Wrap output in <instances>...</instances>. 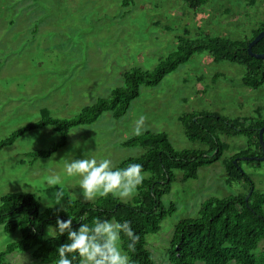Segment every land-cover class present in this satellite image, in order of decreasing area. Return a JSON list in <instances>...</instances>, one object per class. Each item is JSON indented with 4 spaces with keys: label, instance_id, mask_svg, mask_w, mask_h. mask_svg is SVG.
Wrapping results in <instances>:
<instances>
[{
    "label": "rangeland",
    "instance_id": "obj_1",
    "mask_svg": "<svg viewBox=\"0 0 264 264\" xmlns=\"http://www.w3.org/2000/svg\"><path fill=\"white\" fill-rule=\"evenodd\" d=\"M122 2L0 0V142L41 120L43 109L54 118L70 119L100 98H109L115 88L124 86L126 71L154 70L186 32L192 39L212 35L247 40L264 24V0L254 5L249 0H206L197 9L184 0H134L126 7ZM245 73L238 64L215 62L209 53L196 55L160 85L143 86L122 118L109 111L93 124L72 129L67 144L50 158L33 162L28 154L59 142L60 134L53 127L23 135L0 153V205L2 197L24 192L21 185L28 183L23 187L32 191L26 193L36 195L42 212L49 209L41 200L51 196L47 178L64 176L63 161L81 156L85 141L91 149L85 155L108 157L116 167L141 157L142 147L123 145L135 136L133 129L141 116L143 133H167L178 151L208 149L188 139L182 118L190 113L250 118L247 125L264 122V84L258 89L246 86ZM221 139L227 145L225 157L250 149L260 153L244 135L221 134ZM77 141L82 148L70 152ZM240 158L257 189L264 192V160ZM175 173L172 191L163 201L167 208L174 204L177 211L162 221L159 233L148 236V249L158 264H173L169 249L176 226L185 219H199L208 199L247 192L245 182L227 183L223 161L199 169L197 179L184 181L182 171ZM57 187L64 189V208L77 200L94 203L101 198L85 201L72 177H65ZM137 195L138 190L131 198L118 199L131 202ZM46 233L47 227L45 237ZM22 237L21 231L8 233L0 226V251ZM263 247L264 241L259 251ZM5 264L42 263L30 252L15 251Z\"/></svg>",
    "mask_w": 264,
    "mask_h": 264
},
{
    "label": "trees",
    "instance_id": "obj_2",
    "mask_svg": "<svg viewBox=\"0 0 264 264\" xmlns=\"http://www.w3.org/2000/svg\"><path fill=\"white\" fill-rule=\"evenodd\" d=\"M134 0H123L128 6ZM191 8L197 9L206 0H184ZM251 5L256 0H249ZM264 24L254 31L247 40H233L227 37L206 35L192 39L189 32L178 37V45L168 57L162 59L152 71L134 67L124 73V86L115 88L109 98H100L95 104L85 107L79 115L70 119H57L48 109L41 111V120L30 123L14 132L9 138L0 142V153L13 145L23 135L51 126L60 134V140L50 149L29 153L33 162L40 158H50L63 148L72 129L96 122L105 112H113L116 119L125 116L132 103L141 95L143 86L156 87L167 75L189 62L194 56L209 53L215 62L228 61L246 68L243 83L255 89L264 84V60L250 55L248 47L260 32ZM255 53H264V39L253 47ZM220 76V75H219ZM250 118H228L218 113L201 111L190 113L182 118L188 139L208 147L206 150H176L163 133L146 132L123 143L126 147H142L144 155L130 158L118 168L129 163H139L151 177L146 178L138 188V195L131 202H124L109 195L94 203L80 200L68 203L61 211L60 217L74 220V226L84 218L91 224L93 218L130 221L134 232L139 236L135 250L128 249L130 241L125 237L122 247L132 264H158L148 249V236L161 231V223L177 211L173 204L167 208L163 198L170 194L176 180V170L183 172V180L197 179L199 169L223 161L226 168L227 183L245 182L247 192L226 198H210L202 206L199 219H185L175 228L169 249V258L173 264H264V192L257 189L252 177L244 170L240 157L263 156L259 131L264 122L247 125ZM221 134L244 135L250 142L257 144L260 153L250 150L242 151L232 157H225L227 145ZM237 161V163H235ZM257 162V161H256ZM260 163V162H257ZM254 192L246 200L247 195ZM55 208L42 212L41 204L35 194L17 192L1 199L0 226L5 232L21 231L23 237L9 243L0 251V264H5L7 257L15 251L30 252L34 259L42 264H58L59 244L68 243L66 237L59 241L45 237L49 224L55 225ZM33 228H37L33 232Z\"/></svg>",
    "mask_w": 264,
    "mask_h": 264
},
{
    "label": "clouds",
    "instance_id": "obj_3",
    "mask_svg": "<svg viewBox=\"0 0 264 264\" xmlns=\"http://www.w3.org/2000/svg\"><path fill=\"white\" fill-rule=\"evenodd\" d=\"M144 117L141 116L133 129L135 136L143 134ZM82 148L77 141L70 152ZM83 153L63 161L64 176L50 175L46 183L51 189V196L41 199L49 208H55V225L47 226L46 238L59 241L66 237L68 243L59 244L58 264H132L129 254L122 248L123 238L130 241L128 249L135 250L139 236L134 232L130 221L113 222L99 217L93 218L91 224L85 223L84 218L74 226L72 217L67 219L60 217L64 209V189L57 187L63 183L65 177L75 178L78 188L85 201H93L98 197L106 198L109 195L116 198H131L138 188L144 183L148 173L143 165L129 163L124 168H118L108 157L97 158L85 155L91 149L87 148V141L83 142ZM25 183L22 186L24 192L32 191ZM30 186V185H29ZM60 205V207H56ZM37 228H33L36 232Z\"/></svg>",
    "mask_w": 264,
    "mask_h": 264
},
{
    "label": "water",
    "instance_id": "obj_4",
    "mask_svg": "<svg viewBox=\"0 0 264 264\" xmlns=\"http://www.w3.org/2000/svg\"><path fill=\"white\" fill-rule=\"evenodd\" d=\"M262 39H264V30L262 32H260L259 35L252 42H250L248 50H249V53L251 56H253L257 59L264 60V53L259 54V53H255L253 51L254 45H256L258 42H260ZM259 136H260V143H261L262 151L264 153V126L262 128H260ZM242 159L263 161L264 155L259 156V157H242ZM235 163H237V161H235ZM253 192H254V188H252L251 191L249 192V194L247 195V197H246L247 201H249V198Z\"/></svg>",
    "mask_w": 264,
    "mask_h": 264
}]
</instances>
